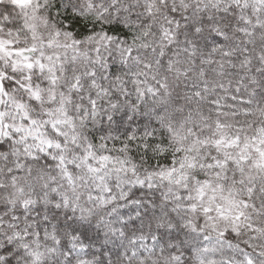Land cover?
I'll use <instances>...</instances> for the list:
<instances>
[{"label": "clouds", "instance_id": "9594fccd", "mask_svg": "<svg viewBox=\"0 0 264 264\" xmlns=\"http://www.w3.org/2000/svg\"><path fill=\"white\" fill-rule=\"evenodd\" d=\"M0 264H264V0H0Z\"/></svg>", "mask_w": 264, "mask_h": 264}]
</instances>
